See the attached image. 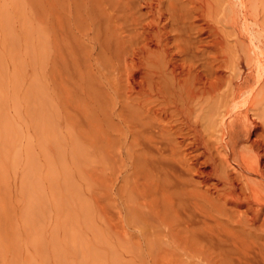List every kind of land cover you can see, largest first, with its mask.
<instances>
[{"label":"bare ground","instance_id":"obj_1","mask_svg":"<svg viewBox=\"0 0 264 264\" xmlns=\"http://www.w3.org/2000/svg\"><path fill=\"white\" fill-rule=\"evenodd\" d=\"M73 1L81 114L107 155L117 144L130 160L149 226L198 238L207 264L216 250L264 264V48L229 51L219 0ZM237 2L264 31V0Z\"/></svg>","mask_w":264,"mask_h":264},{"label":"rangeland","instance_id":"obj_2","mask_svg":"<svg viewBox=\"0 0 264 264\" xmlns=\"http://www.w3.org/2000/svg\"><path fill=\"white\" fill-rule=\"evenodd\" d=\"M219 1L225 45L255 60L264 31ZM81 18L73 0H0V264H207L198 238L149 226L130 160L90 135L75 91Z\"/></svg>","mask_w":264,"mask_h":264}]
</instances>
